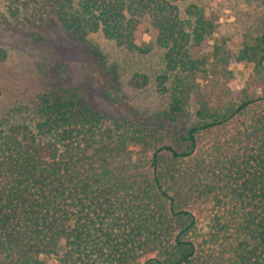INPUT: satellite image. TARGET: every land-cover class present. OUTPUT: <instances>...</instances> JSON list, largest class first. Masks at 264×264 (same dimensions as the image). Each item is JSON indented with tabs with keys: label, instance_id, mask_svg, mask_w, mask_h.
<instances>
[{
	"label": "trees",
	"instance_id": "16d2710c",
	"mask_svg": "<svg viewBox=\"0 0 264 264\" xmlns=\"http://www.w3.org/2000/svg\"><path fill=\"white\" fill-rule=\"evenodd\" d=\"M201 1L0 0L11 29L157 50L166 97L102 84L110 117L55 87L0 115V264H264V86H230L234 62L263 76L264 13L234 39Z\"/></svg>",
	"mask_w": 264,
	"mask_h": 264
},
{
	"label": "rangeland",
	"instance_id": "374dc122",
	"mask_svg": "<svg viewBox=\"0 0 264 264\" xmlns=\"http://www.w3.org/2000/svg\"><path fill=\"white\" fill-rule=\"evenodd\" d=\"M201 2L221 22L219 29L223 35L238 39L246 30L258 32L257 21L264 13L263 0ZM156 51L137 56L117 47L102 34L75 43L61 31L48 33L34 26L11 29L0 23V115L17 108H34L40 95L57 87L73 90L100 114L115 117L114 107L102 93V84L118 88L128 104L141 112L163 109L166 97L156 83V76L162 71ZM230 68L235 76L230 86L245 88L251 94L259 91L260 84L264 86V68L258 81L252 66L234 62ZM59 71L65 77L61 82L57 79Z\"/></svg>",
	"mask_w": 264,
	"mask_h": 264
}]
</instances>
